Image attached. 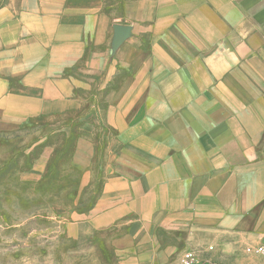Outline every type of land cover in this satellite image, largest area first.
<instances>
[{
    "label": "crops",
    "instance_id": "1",
    "mask_svg": "<svg viewBox=\"0 0 264 264\" xmlns=\"http://www.w3.org/2000/svg\"><path fill=\"white\" fill-rule=\"evenodd\" d=\"M41 121L99 177L76 228L122 225L119 264L264 244V0H0V123Z\"/></svg>",
    "mask_w": 264,
    "mask_h": 264
},
{
    "label": "rangeland",
    "instance_id": "2",
    "mask_svg": "<svg viewBox=\"0 0 264 264\" xmlns=\"http://www.w3.org/2000/svg\"><path fill=\"white\" fill-rule=\"evenodd\" d=\"M51 129L43 121L0 123V264L123 262L120 251L130 240L122 225L92 238L78 235L76 214L93 198L99 177L81 190L71 159L74 138H44ZM101 150L95 146L96 169ZM216 262L264 264V258L249 253L244 260Z\"/></svg>",
    "mask_w": 264,
    "mask_h": 264
},
{
    "label": "built area",
    "instance_id": "3",
    "mask_svg": "<svg viewBox=\"0 0 264 264\" xmlns=\"http://www.w3.org/2000/svg\"><path fill=\"white\" fill-rule=\"evenodd\" d=\"M208 249H212L211 246ZM255 253L264 258V244H260L255 248ZM198 252L195 249H188L179 255L175 264H200Z\"/></svg>",
    "mask_w": 264,
    "mask_h": 264
},
{
    "label": "trees",
    "instance_id": "4",
    "mask_svg": "<svg viewBox=\"0 0 264 264\" xmlns=\"http://www.w3.org/2000/svg\"><path fill=\"white\" fill-rule=\"evenodd\" d=\"M74 140V139H73ZM72 144H73V141H72Z\"/></svg>",
    "mask_w": 264,
    "mask_h": 264
}]
</instances>
